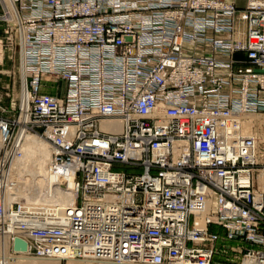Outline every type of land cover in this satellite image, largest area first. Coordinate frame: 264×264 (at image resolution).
<instances>
[{
  "label": "built area",
  "instance_id": "2783aa9c",
  "mask_svg": "<svg viewBox=\"0 0 264 264\" xmlns=\"http://www.w3.org/2000/svg\"><path fill=\"white\" fill-rule=\"evenodd\" d=\"M11 1L19 98L0 113V170L33 133L76 199L36 225L0 201V234L16 213L10 240L35 258L264 263V142L233 118L264 114V0Z\"/></svg>",
  "mask_w": 264,
  "mask_h": 264
},
{
  "label": "bare ground",
  "instance_id": "6f19581e",
  "mask_svg": "<svg viewBox=\"0 0 264 264\" xmlns=\"http://www.w3.org/2000/svg\"><path fill=\"white\" fill-rule=\"evenodd\" d=\"M1 1L6 11L5 20L9 23H13L16 20V10L12 1ZM237 1L239 3H241V1L243 2V0ZM7 41L8 43L5 44L8 49L5 46H2V48L4 47V51L7 50L10 52L12 49L11 39ZM3 58L4 54L1 61L2 64ZM50 81L51 80L48 79L46 80L47 83ZM55 91V87L52 85L45 90V92L51 95L54 94ZM261 115L262 114L245 113L233 117L237 121V127L241 128L238 134L242 137L255 138L257 144L264 142V132L262 129L264 121L259 123L261 120L259 116ZM261 124H263V126ZM102 129L118 133L121 130V123L109 120L102 125ZM15 145H19L17 153L13 151L7 168L0 170V201L3 205L7 208H11V206H14L13 204H17L22 213L33 214L27 215V218H23V222L25 224L34 225L42 221V218L38 217L39 214L56 215L66 207L72 205L76 199L75 193L72 190V178H67L65 184H60L62 186L57 185L59 179L50 169L52 150L47 141L30 132L24 133L20 131L15 140ZM261 155H259V158L264 159V156ZM258 172L260 174L258 173L257 176L261 179L263 177V171L259 170ZM17 218L16 213L11 215V221H7L9 232L0 234V264H114L107 261L93 262L91 260L78 259H67L62 261L59 258H35L26 253L27 247L25 251L17 252V250L14 249V243H12L10 239L16 236L23 239L24 237L17 232H14L13 235L9 234L11 230L14 229L13 225ZM48 220L51 219L48 218Z\"/></svg>",
  "mask_w": 264,
  "mask_h": 264
},
{
  "label": "rangeland",
  "instance_id": "374dc122",
  "mask_svg": "<svg viewBox=\"0 0 264 264\" xmlns=\"http://www.w3.org/2000/svg\"><path fill=\"white\" fill-rule=\"evenodd\" d=\"M8 39L11 38L8 33L7 25L5 23H0V113L2 112L7 117H11L15 115L16 113L15 111L18 106V93H19L18 76L19 75H18V53L16 48L12 45V49L10 52H8L7 50L4 51L5 50L4 47L2 48V46H5L8 49V47L5 44L8 43L7 41ZM3 54H4V58L2 64L1 61ZM63 88H62V92H63ZM259 117L261 119L259 123H262L264 121V114H262ZM263 124L261 125L263 126ZM262 129L264 132V126L262 127ZM258 180L260 183H262V180H264V175L261 179H259L258 177ZM221 244L222 243H220L219 245L221 246ZM233 258H234L233 256H231L228 259L223 256L222 257L218 256L215 258L213 264H234L235 262L229 261Z\"/></svg>",
  "mask_w": 264,
  "mask_h": 264
},
{
  "label": "water",
  "instance_id": "95a60500",
  "mask_svg": "<svg viewBox=\"0 0 264 264\" xmlns=\"http://www.w3.org/2000/svg\"><path fill=\"white\" fill-rule=\"evenodd\" d=\"M14 249L17 251H25L26 244L20 239H15L14 241Z\"/></svg>",
  "mask_w": 264,
  "mask_h": 264
}]
</instances>
